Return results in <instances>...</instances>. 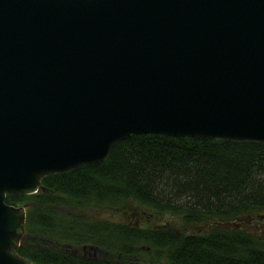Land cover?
Wrapping results in <instances>:
<instances>
[{
	"label": "water",
	"instance_id": "95a60500",
	"mask_svg": "<svg viewBox=\"0 0 264 264\" xmlns=\"http://www.w3.org/2000/svg\"><path fill=\"white\" fill-rule=\"evenodd\" d=\"M143 132L264 142V0H0V264L7 192Z\"/></svg>",
	"mask_w": 264,
	"mask_h": 264
},
{
	"label": "trees",
	"instance_id": "16d2710c",
	"mask_svg": "<svg viewBox=\"0 0 264 264\" xmlns=\"http://www.w3.org/2000/svg\"><path fill=\"white\" fill-rule=\"evenodd\" d=\"M5 200L25 204L16 250L34 264H264L261 141L131 134ZM131 212L171 217L142 224Z\"/></svg>",
	"mask_w": 264,
	"mask_h": 264
},
{
	"label": "rangeland",
	"instance_id": "374dc122",
	"mask_svg": "<svg viewBox=\"0 0 264 264\" xmlns=\"http://www.w3.org/2000/svg\"><path fill=\"white\" fill-rule=\"evenodd\" d=\"M88 215L96 216V217H99V216L109 217V218L114 217L115 219L122 217V215H120L118 213L106 214V213H98L97 211H93V210L90 211L88 213ZM131 216L134 217V216H136V214H132V212H131ZM136 217H137V222L143 224L145 221H147V222H149V221L160 222V221H163V219H165L166 217H171V216L168 215V213H167V215H164V216L162 215L161 217H155L153 215H148V213H146V212H143V213H140V215L136 216ZM147 258H148V256H147L146 252L145 253L141 252L140 257H139L140 261L141 262L148 261Z\"/></svg>",
	"mask_w": 264,
	"mask_h": 264
},
{
	"label": "flooded vegetation",
	"instance_id": "af4514ba",
	"mask_svg": "<svg viewBox=\"0 0 264 264\" xmlns=\"http://www.w3.org/2000/svg\"><path fill=\"white\" fill-rule=\"evenodd\" d=\"M76 249H78V248H76ZM81 249H84V251L86 250V247L85 246H83ZM91 249V248H90ZM83 251V250H82Z\"/></svg>",
	"mask_w": 264,
	"mask_h": 264
}]
</instances>
